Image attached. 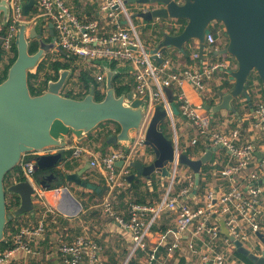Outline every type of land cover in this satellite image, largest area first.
<instances>
[{
  "label": "built area",
  "instance_id": "obj_1",
  "mask_svg": "<svg viewBox=\"0 0 264 264\" xmlns=\"http://www.w3.org/2000/svg\"><path fill=\"white\" fill-rule=\"evenodd\" d=\"M36 1L37 4L29 17L24 13V5L29 0L9 1L11 12L8 25L4 27L0 20L3 64L8 63L15 56V40L19 25H32L39 19H46L44 37L49 39L47 27L49 23H52L57 37L56 47L65 53L77 56L89 68L97 69L96 61L98 60L131 65L135 79L134 91L139 97H146L148 101L146 121L132 147L128 151L122 148L113 150L99 159L94 158L91 162V167H102L105 171V180L109 190L103 206L108 215L114 216L109 203L110 197L114 191L125 188L131 164L143 156L146 147L145 128L155 108L157 106L165 108L168 119L174 123L173 105L169 102L166 93L168 88L175 90L174 99L179 105L180 113L195 130L189 147L206 144L208 148H213L220 145L231 155L232 160L225 164L219 172L220 178L229 183V191L217 196L213 190H207L202 204L195 207L187 203L188 197L195 188V176L190 172L182 174V165L178 163L177 158L181 151L175 143L177 156L176 160L169 165L173 176L164 198L154 206L132 205V221L128 225L122 219L116 218L119 224L128 228L132 233L131 252L135 253L139 249L146 250V238L156 221L167 213H174L177 216V236L167 246L168 257H174L183 247L186 239L190 252L199 257L198 264H239L233 256L235 245L231 237L246 246L247 243H251L252 237L257 236V233H264V93L259 81L254 80L253 82V102L248 97H242L241 100L246 106L253 105L251 122L245 132L239 129L229 132L212 129L204 122V106L192 104L183 89L185 85H191L199 95L206 98L210 94L209 85L215 75L220 72L229 74L233 69V59L205 62L202 58L200 64L195 63L193 66L180 68L171 58L164 59L163 52L149 50L134 25L132 15L153 11L162 7L160 4L134 3L128 5L125 4L127 0H102L99 16H103L108 21L107 24L111 25V30L108 31L109 26H103L100 20L78 17L66 0ZM148 23L145 22V26H148ZM157 24L163 27L167 23L158 19L154 20L151 25ZM142 25L144 26L143 23ZM215 25L216 23L211 26L212 32L208 34L205 49L208 53L204 52V56L215 50L218 36L224 29V27L222 29ZM213 29L217 30L216 34ZM165 34L171 33L165 30L163 35ZM194 43L196 45L194 44L192 58L198 62L201 59L199 45ZM155 58L161 59L162 63L158 65ZM96 79L101 83L105 76L100 75ZM70 151H72V156L68 161H81L85 155L89 154L82 147H71ZM57 152V149H47L24 156L21 164L22 171L26 180L33 184L35 196L38 197V203L44 212L36 227L23 228L14 237L12 249L0 251V264H21V260L40 256V253L32 247V243L45 235L49 215L59 212L42 200L44 192L35 187V159ZM120 161L124 163L122 169L118 170L117 163ZM181 181L185 186L176 191L175 186ZM219 217L224 219V224L228 229V236L225 238L221 237V227L217 223ZM205 236L208 237L206 241ZM198 239L204 243L202 249L197 248ZM221 239L226 245L224 249H219ZM59 251L64 264H84L85 262L86 264H98L100 261L101 247L86 235L80 236L72 244H62ZM252 252H254L253 248ZM155 253L156 249L149 256V264L153 262ZM160 264H165V262H160Z\"/></svg>",
  "mask_w": 264,
  "mask_h": 264
},
{
  "label": "water",
  "instance_id": "obj_2",
  "mask_svg": "<svg viewBox=\"0 0 264 264\" xmlns=\"http://www.w3.org/2000/svg\"><path fill=\"white\" fill-rule=\"evenodd\" d=\"M10 0H0V20L6 27L10 18ZM127 0L125 4L157 3L162 7L147 13L132 15V19L145 22L154 20H184L187 22L182 32L165 34L155 51L165 52L173 48L184 52L189 43L197 42L201 59L207 47L211 26L220 23L224 27L228 43L225 48L216 51L217 56H231L236 61L235 69L229 72L233 85L227 92L220 91L219 104L206 106L213 113L222 111L236 112L235 100L247 97V87L253 73H256L264 86V0ZM36 0H29L24 5L27 17L36 6ZM46 19H39L34 24H20L16 33L15 45L17 56L7 70L5 78L0 77V243L6 241V226L15 217L25 214L35 215V188L28 180L6 184L7 175L22 164L27 154L47 149H57L52 155L36 157L35 173L51 172L43 179L35 181L40 187H46V181L59 179L57 187L63 190L59 212L74 217L82 210L81 203L65 185H77L92 188L84 179L90 169L87 164L74 171L66 172L67 165L62 150L67 149L72 137L78 143L84 142L88 135L107 122L116 123L119 131L107 135L106 142L113 147L128 151L135 143L142 129L148 112L146 97H139L135 91L118 95L114 86L117 75L127 74L124 70L112 69L110 60H98L105 75V94L101 100L96 98V87L91 84L88 93L81 97L64 94L72 69H59L56 80H50L47 89L40 95H33L29 87V75L37 74L39 66L45 61L49 52L66 55L56 47L57 37L52 23L48 24L49 41H45L44 25ZM33 42L38 43L36 52L31 53ZM0 40V57H1ZM151 53V51H148ZM162 63L161 59L155 58ZM121 66V65H119ZM129 66V65H127ZM170 103H173L172 89H166ZM168 113L162 106H157L145 128V144L155 155V160L145 165L140 160L134 161V169L128 182L137 177L151 179L155 173L162 178L171 179L173 174L169 165L176 160L177 150L174 140L167 137L164 123ZM222 148L220 145L208 148L199 159H192L182 153L177 156L178 163L191 169L195 175L198 189L201 172L205 165L214 158V153ZM123 161L117 163L123 165ZM65 172L62 171V166ZM59 170V171H58ZM60 172V173H59ZM108 191L104 186L103 194ZM19 197L20 204L16 210L9 212L7 196ZM264 244V233H257ZM234 241L236 252L247 257L253 264H264V251L259 255L247 249L240 241Z\"/></svg>",
  "mask_w": 264,
  "mask_h": 264
},
{
  "label": "crops",
  "instance_id": "obj_3",
  "mask_svg": "<svg viewBox=\"0 0 264 264\" xmlns=\"http://www.w3.org/2000/svg\"><path fill=\"white\" fill-rule=\"evenodd\" d=\"M85 1L86 3L84 4H87L88 7L86 10H82V12H80L78 16L81 17L82 19H87V20H92V19L100 20L103 26L104 25L109 26L107 30L110 31L111 25L107 24L108 21L104 19L103 16H99V9H100V4L102 3V0H85ZM128 5H131V4H128ZM139 20L141 21V24L142 23L145 24L144 20L142 19H139ZM154 38H156V35L152 34L151 40L150 39L145 40V42L151 48V51L155 50L158 45V42H156ZM227 43H228V40L225 37V33L223 29L222 33L218 36V41H217L215 50L212 52V54L205 55L203 57V60L207 62V61H219L222 59L232 58L233 59V69H235L236 61L233 57L227 56V55L217 56L214 54L216 51H219L225 48ZM194 44L191 45V49L193 48ZM167 53H168L167 54L168 56L174 59V63L180 68L187 67V66H193L195 65V63L200 64L202 60L200 59L198 62H195L194 59L192 58V52L190 53V57L187 59L181 52L179 51L177 52V50L173 48L168 49ZM127 65L128 64H121L119 62H113V64L111 65V68L124 70V73L125 72H128V73L120 74V75L131 76L132 78H134L132 75L133 67L131 65L129 66ZM0 68H1V71H3L4 66L2 63L0 64ZM96 70L98 71L97 73H95V78H97L100 75H104V72L100 68V66H98ZM232 85H233V82L230 80V75L220 72L215 75L214 80L210 83L209 85L210 94L206 98L199 95L195 91V89L191 85H188V84L185 85L183 91L185 95L189 98L192 104L204 106V111H203V117L205 119L204 122L208 124L210 128L218 129L220 131L226 130L227 132L239 129V130H242L244 133L248 125L251 122L250 119L252 118V114H253L252 104H248L246 106L245 104L241 102L242 98L240 99L238 98L239 100L238 99H237L238 101L236 100L237 103L235 102L233 103V106L236 109V112L222 111V112L215 114L212 111H209L206 109L207 105L215 106L219 104L222 99L220 95V91L227 92L228 89ZM105 88L106 87H105V79H104L103 82H101L100 92L104 94ZM133 88L135 89V82H134ZM174 92L175 90L173 91L172 105H173L174 119H175V124H176L175 128H176L177 136H174L173 131H172V134L170 131L168 132L167 127L166 129L164 128V131H166L165 134L168 135L170 139L174 140V142L178 144L181 154L185 153L188 155V151H193L194 149L197 148L196 146L189 147V142L195 135V130L192 128V125L188 122V120H186L181 115L180 110H179V105L175 102V99H174ZM106 127H111L113 129L112 132H114L116 128L114 125H107ZM99 130L100 129L97 128L95 131L89 134L87 139L82 143H78L74 137L70 139L68 148L62 150L64 157H65L64 160L67 165L66 172L68 171L74 172L84 167L87 164L91 166V162L94 160V158L99 159L105 154H108L109 152L120 148V147H113V146L108 145L106 142L107 135L101 138L98 142L94 141V138L97 136V133ZM248 138H250V136ZM258 144H261V143H258ZM201 145L205 146L208 149L206 144H201ZM71 147H82L89 152V154L85 155L81 161L75 160L79 163V167L74 168V169L73 168L71 169L68 166V159L71 158L72 154L70 155V157L69 155L65 154L68 151H70ZM205 152L201 154L194 153L193 155H189V156L192 159L196 160L202 157ZM139 159L145 165L152 163L155 160V155H154L153 150L150 147L146 146L144 149L142 158H139ZM231 160L232 159H231L230 153L223 148L218 149L214 153L213 160L207 164L209 165L208 172L203 174L204 176L203 180L206 182L204 190L199 192L198 189L195 190L194 188L192 194L187 199V203L189 205L195 206V207L200 206L203 202V198L207 190H213L217 196H220L223 193H226L229 191L230 189L229 183H227V181H224L223 179L220 178L219 172L222 170L224 165L229 163ZM122 166L117 165L118 170H121ZM60 167L62 168V171L65 172L63 168V164ZM182 170H183L182 174H184L185 172L193 173V171L186 166H182ZM50 173H51L50 171L38 173V175L35 173V176H34L35 181L37 180V177L40 179H43L44 175L48 176ZM132 173H134V171L132 172L130 171V175ZM182 174L181 176L183 178ZM154 175L157 176V178L160 180L159 181L160 183H158V185H156L155 187L152 183V178L146 179V178L141 177L142 180L145 183H147V185H144L139 192L147 196L146 202H151L154 205H156L164 198L167 192V189L169 188L165 186V180H171V179L162 178V176L159 173H155ZM201 175H202V172H201ZM83 176H84V179L88 183L91 184L92 188L84 189L77 185H69V184L65 185V187L69 188L73 196L82 205V211L79 212V214L74 217H68L67 215L59 212L58 208L61 205L62 199H63V190L57 187V183L60 181L59 179L55 181L53 180L52 182L46 181L45 188L40 187L35 182L36 183L35 187L38 190L44 192L43 194L44 196L42 200L47 205L51 207H55L57 211L64 217V220L68 222V225L65 226L66 228L64 227L62 229L61 227H58L56 229L57 230L56 233L54 232L49 237L43 238L38 243L39 244L38 246L40 250L42 251L40 256L34 258L36 262H38V264H64V261L61 257V253L59 251L60 245H62V242L63 243L67 242V240H68V243H73L77 239V237H74V236L71 237L69 235L67 236V234L63 233V231H66L67 233L71 228L75 226L78 227L79 222H77V219L79 218L81 214H84L89 219L88 222L84 221V224H82L83 231H84L83 235L92 237V239L99 242V246L101 247V251L99 252L100 261L98 264H149V256L155 249H156L155 258L153 262L150 264H160V262H163V261L165 262V264H198L199 257L197 254L190 252V250L187 247L186 239L184 240L183 247L177 251L175 256L171 258L168 257L167 246L177 236V229H176V217L177 216L174 213H167L161 216L156 221V224L154 225V227H152L151 231L149 232L146 238V243H147L146 250L139 249L135 253H132L131 250L133 247V239H132L131 231L128 228L124 227L123 225L119 224L117 220L115 219V217H112L104 212L103 203L108 196V191L105 192L104 194L102 193L104 186L107 185L106 180H105L104 169L102 167H97V168L90 167V169L86 171V173ZM130 183L131 182H128L126 178L125 189L126 188L129 189ZM177 185L175 186V190L176 191L181 190L182 188L178 189ZM195 187H196V182H195ZM128 189H126L125 191H127ZM95 194L96 195L99 194V196L97 195L98 196L97 198L92 199V196ZM132 197H135L132 200L137 199V197L134 194H127V196L120 199L116 207L114 206L115 211L118 212L119 215L123 217L127 216L128 206L126 205L131 201L130 199ZM35 198H36V201L34 202L36 205L37 214L33 215L34 216L33 220L34 222L37 223L39 219L38 210L41 207V205L38 203V197L35 196ZM81 223H83V220ZM217 223L221 227V237L222 238L227 237L228 229L226 228L224 224V219L222 217H219L217 219ZM207 239L208 237L205 236L204 240L206 241ZM196 243H197L198 249H202L204 247V243L202 242V240L198 239ZM233 244H234V241H233ZM225 247L226 245L224 241L221 239L219 241V249H224ZM245 247L251 251L253 248L254 253L259 254V255L264 251V244L260 241V239L257 236L252 237L251 243H247ZM235 252H236V248L234 250L233 256L236 260L239 261V264H246L244 261L240 260L238 257L235 256ZM31 260L32 258L31 259L28 258L27 260L25 259L21 260V264H30ZM86 263L87 262H85L84 264ZM230 264H235V263H230Z\"/></svg>",
  "mask_w": 264,
  "mask_h": 264
},
{
  "label": "trees",
  "instance_id": "obj_4",
  "mask_svg": "<svg viewBox=\"0 0 264 264\" xmlns=\"http://www.w3.org/2000/svg\"><path fill=\"white\" fill-rule=\"evenodd\" d=\"M66 2L77 15H79L80 12H82L81 8H80L81 5H80L79 0H66ZM74 5H76V7ZM139 21H140L139 19H133L134 24L138 23ZM153 22L148 23L147 28L149 30H151L150 35L149 34L148 35L150 37L149 38L150 40L152 39V34L156 35V38H154V40L158 43L162 39L165 30L169 31L171 34H178V33L183 31V29L185 28V26L187 24V22L184 20L169 19V20H162V22L167 23V24L164 25L163 27H160L159 24H157L155 26L151 25ZM219 24L220 23H216L215 26L221 27ZM213 31L215 34L217 33L216 29H213ZM192 44H194V43L193 42L189 43L186 46L185 51L182 52V54L187 59L190 57V53L193 52V49L195 48L193 45V48L191 49ZM37 49H38V43L33 42L32 46H31V53L36 52ZM207 53L208 52L205 51V54H207ZM58 54L62 59H64V61L60 60V61H53V62L47 63V61L45 60L39 66L37 74H30L29 75V87H30L31 93L33 95L42 94L47 89L48 82L50 80H56L58 78L59 69H72L73 74L71 75L66 87L64 88L63 93L67 94L71 97H74V98L85 96L88 93L91 84H94L96 87V98H97V100H101L104 97L105 93L103 94L100 92L101 83H99L97 81V79L95 78V73H97L98 70H96V68H94V67L89 68L88 65H84L85 63L80 58H78L77 56H74V55L69 54V53H66V55H61L60 53H58ZM167 54H168L167 50L165 52H163L164 59L171 58ZM16 56H17V49L15 46V56L13 58H11L8 63L3 64L2 58L0 57V64L2 63L4 66L3 71H1V68H0L1 79L5 78V76L7 74V70L10 67V65L14 62V60L16 59ZM171 59L174 61L173 58H171ZM81 61L84 64H82ZM78 62L80 64V65L78 64L79 68H77ZM157 64L160 65V63H158V62H157ZM77 69H81L80 70V76L78 78L79 81H78V83L72 85L71 81H72L73 76H74L75 72L77 71ZM254 80L259 81L261 87L263 88V93H264V86L262 84V81L260 80V78L258 77V75L256 73H253L250 80H249V84L247 87V92H248L247 97L249 99H251V102H253L252 87H253ZM134 82H135L134 78H132L131 76L117 75L115 77V80H114V86L117 90L118 95L122 94L123 92L132 91L134 89L133 88ZM69 86H71V87H69ZM75 87H78V89H75ZM240 98H242V97H240ZM235 103H237L236 100H235ZM107 125H114L116 127L115 131H119V126L116 123L107 122V123L99 126L100 130L98 131L97 136L94 138V141L98 142L101 138H103L104 136H106L112 132L113 129L111 127H106ZM165 126L166 125H163L164 128H166ZM167 137H168V135H167ZM196 147L197 148L194 149L193 151H188V155H193L194 153L195 154H201L207 150V148L201 144L197 145ZM65 154L69 155V157H70V155L72 154V151H68ZM68 166H69V168L74 169V168L79 167V163L75 160H71V161H68ZM132 169L133 168H130L131 172L134 171V169L133 170ZM208 169H209V165H205L202 169V175H201L199 188H198L199 192L204 190L206 182L203 180V178H204L203 174L208 172ZM37 175H38V173H37ZM25 180H26V178H25L24 173L22 171V166L20 165V166L16 167L14 170H12L7 175L6 184L11 185V184L18 183V182L25 181ZM159 181L160 180L157 178V176L154 175L152 177V183L155 187H156V185H158V183H160ZM144 185H147V183H145L141 177H138L130 183L129 189L126 188V189H128L127 191H125L126 190L125 188H121V189L114 191V193L110 197V201H109L110 206L112 208V211L114 213V216H112V217H115V219L118 217V218L122 219L125 224L128 225L132 221V214H131V206L132 205L136 204V205H142V206H154L153 203L146 202L147 196H145L144 194H141V192H139ZM184 186H185L184 182L181 181L178 183L177 188L181 189ZM127 194H134L137 197V199L132 200L135 197H132L130 199L131 201L126 205V206H128L127 207V209H128L127 210V216L123 217V216L119 215L118 212L115 211V207L118 204V202L120 201V199L127 196ZM97 195L99 196V194H97ZM97 195L96 194L93 195L92 199L97 198L98 197ZM8 196H7L8 210H9V212H13L14 210H16L18 208V206L20 204V199H19V197L15 196V195H10V197H8ZM43 212H44V209L39 208V210H38L39 219L42 217ZM35 214H37V211L35 212ZM26 217H28V218H26ZM33 218H34L33 215L25 214V215H22L19 217H15L11 221H9V223L6 226V232H5L6 233V241L0 243V251L1 252L8 250V249H12L14 247V237L16 235H18L23 228H26V227H31V228L33 227L34 228L38 225L39 219H38V222L36 223V222H34ZM82 220H83V223H81ZM30 221L32 224L30 223ZM84 221L88 222L89 219L84 214H81L79 216V218L77 219V222H79V226L78 227L75 226V227L71 228L67 233H66V231L62 230L63 233L67 234V236L69 235L71 237L74 236V237L79 238L80 236H82L84 234L83 226H82V224H84ZM67 225H68V222H66V220H64V217L60 213L50 214L49 217L47 218L45 235L43 237L37 239L36 241H34L32 243V247L35 250H37L41 255L42 251L40 250L38 243L43 238L49 237L54 232L56 233L57 232L56 229L58 227H61L63 229ZM64 240H66V239H64ZM62 244H72V243H68V240H67V242H65V243L62 242ZM60 247H61V245H60ZM235 256L238 257L240 260L244 261L246 264H253L247 257H245L244 255H242L238 252H235ZM30 264H38V262H36V260L33 258L31 260Z\"/></svg>",
  "mask_w": 264,
  "mask_h": 264
},
{
  "label": "rangeland",
  "instance_id": "obj_5",
  "mask_svg": "<svg viewBox=\"0 0 264 264\" xmlns=\"http://www.w3.org/2000/svg\"><path fill=\"white\" fill-rule=\"evenodd\" d=\"M80 1V5H81V11L82 10H86L87 9V7H88V5L87 4H84V3H86V1L85 0H79ZM97 3V2H96ZM75 7H76V5H74ZM136 27H137V31H138V33H139V35H140V37H141V39L143 40V42H145V40L147 39H149L150 37H149V35H150V31L151 30H149L148 28H147V26H145V24H144V26L141 24V21H139L138 23H136V24H134ZM220 26H221V28L223 29V26H222V24H219ZM149 34V35H148ZM47 36V35H46ZM222 38V37H221ZM225 39V38H224ZM145 44H146V46H147V48H149V50L151 49L150 47H149V45L145 42ZM46 61H47V63H50V62H53V61H64V59H62L60 56H59V54H55V53H53V52H49L48 54H47V56H46V59H45ZM81 63L82 64H84L82 61H81ZM78 64H79V62L77 63V68H79L78 67ZM80 65V64H79ZM84 65H86V64H84ZM80 70L81 69H77V71L75 72V74H74V76H73V79H72V81H71V84L72 85H74V84H76V83H78V78H79V76H80ZM69 87H71V86H69ZM75 89H78V87H75ZM164 125H166L165 127H167V131L169 132H171V134H172V131H173V134H174V136H177V133H176V128H175V119H174V123H172L171 122V120H169V119H167L166 120V122L164 123ZM166 129V128H165ZM173 136V135H172ZM170 170V169H169ZM169 185H170V180H165V186L168 188L169 187ZM85 189V188H84ZM8 197H10V195L8 196ZM9 199V198H8ZM34 200L36 201V198H34ZM104 204V203H103ZM41 208V207H40ZM103 208H104V211H105V207L103 206ZM82 211V210H81ZM80 211V212H81ZM95 218V217H94ZM97 218V217H96ZM95 220V219H94ZM93 223V222H92ZM97 224V223H96ZM90 237V236H89ZM91 239H92V237H90ZM93 241H95L97 244H99V242L98 241H96V240H94V239H92Z\"/></svg>",
  "mask_w": 264,
  "mask_h": 264
},
{
  "label": "flooded vegetation",
  "instance_id": "obj_6",
  "mask_svg": "<svg viewBox=\"0 0 264 264\" xmlns=\"http://www.w3.org/2000/svg\"><path fill=\"white\" fill-rule=\"evenodd\" d=\"M45 41H49V39H45Z\"/></svg>",
  "mask_w": 264,
  "mask_h": 264
}]
</instances>
